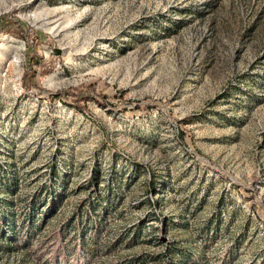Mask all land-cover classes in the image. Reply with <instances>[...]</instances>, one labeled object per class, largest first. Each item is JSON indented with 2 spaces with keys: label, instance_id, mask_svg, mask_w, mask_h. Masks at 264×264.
Returning <instances> with one entry per match:
<instances>
[{
  "label": "rangeland",
  "instance_id": "1",
  "mask_svg": "<svg viewBox=\"0 0 264 264\" xmlns=\"http://www.w3.org/2000/svg\"><path fill=\"white\" fill-rule=\"evenodd\" d=\"M0 264H264V0H0Z\"/></svg>",
  "mask_w": 264,
  "mask_h": 264
},
{
  "label": "trees",
  "instance_id": "2",
  "mask_svg": "<svg viewBox=\"0 0 264 264\" xmlns=\"http://www.w3.org/2000/svg\"><path fill=\"white\" fill-rule=\"evenodd\" d=\"M53 174L56 175V171H53ZM10 183V182H9ZM2 220H5V218H3Z\"/></svg>",
  "mask_w": 264,
  "mask_h": 264
}]
</instances>
